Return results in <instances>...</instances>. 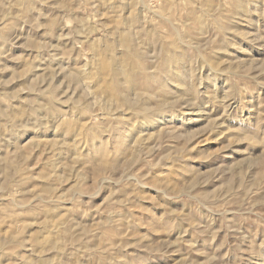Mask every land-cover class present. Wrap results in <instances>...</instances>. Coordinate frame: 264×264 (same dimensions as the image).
Instances as JSON below:
<instances>
[{
	"label": "rangeland",
	"instance_id": "374dc122",
	"mask_svg": "<svg viewBox=\"0 0 264 264\" xmlns=\"http://www.w3.org/2000/svg\"><path fill=\"white\" fill-rule=\"evenodd\" d=\"M0 264H264V0H0Z\"/></svg>",
	"mask_w": 264,
	"mask_h": 264
}]
</instances>
